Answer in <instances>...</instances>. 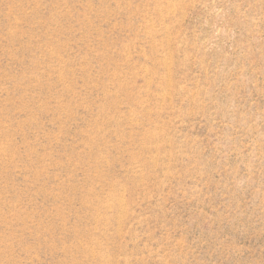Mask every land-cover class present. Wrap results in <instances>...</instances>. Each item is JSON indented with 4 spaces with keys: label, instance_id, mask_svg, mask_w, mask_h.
I'll use <instances>...</instances> for the list:
<instances>
[{
    "label": "rangeland",
    "instance_id": "obj_1",
    "mask_svg": "<svg viewBox=\"0 0 264 264\" xmlns=\"http://www.w3.org/2000/svg\"><path fill=\"white\" fill-rule=\"evenodd\" d=\"M0 264H264V0H0Z\"/></svg>",
    "mask_w": 264,
    "mask_h": 264
}]
</instances>
